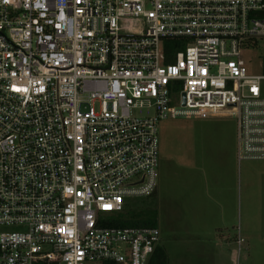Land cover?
Listing matches in <instances>:
<instances>
[{
    "label": "built area",
    "instance_id": "1",
    "mask_svg": "<svg viewBox=\"0 0 264 264\" xmlns=\"http://www.w3.org/2000/svg\"><path fill=\"white\" fill-rule=\"evenodd\" d=\"M260 37L264 0H0V264H148L159 228L117 222L156 189L158 120L233 117L264 161Z\"/></svg>",
    "mask_w": 264,
    "mask_h": 264
},
{
    "label": "rangeland",
    "instance_id": "2",
    "mask_svg": "<svg viewBox=\"0 0 264 264\" xmlns=\"http://www.w3.org/2000/svg\"><path fill=\"white\" fill-rule=\"evenodd\" d=\"M243 57L250 71L262 72L264 37L251 39ZM157 138L158 193L156 196L153 192L144 198H134L132 202L135 211L154 213L152 216L160 230L162 244L164 247L169 244L166 248H170V258L173 260L175 247L181 248L182 243L178 246L175 241L176 245L169 243L168 237L179 241L182 235L198 230L209 236L214 234L215 238L217 224L210 218L212 211L215 215V209L208 208V212L196 209L193 202L205 201L207 192L215 187L217 176L219 181L216 182L221 183L223 176L217 174L224 167L233 174L230 179L234 192V203L229 213L230 227L234 233L239 231L245 235L248 224L254 251L252 260L255 264H264V161L241 160L237 164L236 120L230 116L207 114L160 119ZM228 182L225 180L222 184ZM245 183L249 184L248 197L242 190ZM259 248L263 252L261 255L255 252Z\"/></svg>",
    "mask_w": 264,
    "mask_h": 264
},
{
    "label": "crops",
    "instance_id": "3",
    "mask_svg": "<svg viewBox=\"0 0 264 264\" xmlns=\"http://www.w3.org/2000/svg\"><path fill=\"white\" fill-rule=\"evenodd\" d=\"M236 159L237 164H239L240 161L238 160L237 155ZM222 170L225 171L223 172ZM219 174L220 176H223V179H220L221 183L218 184V182H216L219 181L217 176L214 183L215 187H211L212 189L207 192L208 196L205 201H196L197 203L193 202V206L196 207V209H202L206 212H208V208L212 210L215 209V215L213 214V211L210 213L211 222L217 224L215 238L214 234L209 236L200 233L198 230L187 235H182L183 237L179 238V241H177L175 237L174 240L171 239L173 238L172 236L168 237L169 243L170 241H175L177 242V246L180 245L179 243H182L181 248L175 247L176 250L174 251V258L172 260L170 258L171 252L168 250L170 248H166L169 245L168 242V245L164 247L162 244L163 239L160 237L159 245L166 250L168 264H255L252 260L254 251L251 244L252 237H250V233L247 230L249 229L248 224H246L245 235L240 234L239 231L238 233H234L233 227H230V223L232 224V222L229 218V213L234 203V192L230 184V179L233 174H230L229 170L224 167L221 168L217 175ZM225 180L229 181L226 185L222 184ZM245 184V189L244 187L241 188L247 193L246 197H248L249 184ZM154 192V195L156 196L158 193L157 186ZM208 199L211 201H208ZM198 213L199 212H196L195 214L198 215ZM177 216L181 218L180 215ZM255 252L260 255L263 254L261 248L255 250Z\"/></svg>",
    "mask_w": 264,
    "mask_h": 264
},
{
    "label": "trees",
    "instance_id": "4",
    "mask_svg": "<svg viewBox=\"0 0 264 264\" xmlns=\"http://www.w3.org/2000/svg\"><path fill=\"white\" fill-rule=\"evenodd\" d=\"M262 71L264 72V58ZM152 214L154 215L153 212L146 213L144 210L135 211L134 208H128L124 215H120L117 224L120 226H156ZM148 264H168L166 250L158 245Z\"/></svg>",
    "mask_w": 264,
    "mask_h": 264
},
{
    "label": "water",
    "instance_id": "5",
    "mask_svg": "<svg viewBox=\"0 0 264 264\" xmlns=\"http://www.w3.org/2000/svg\"><path fill=\"white\" fill-rule=\"evenodd\" d=\"M182 104H184V98L182 99Z\"/></svg>",
    "mask_w": 264,
    "mask_h": 264
}]
</instances>
